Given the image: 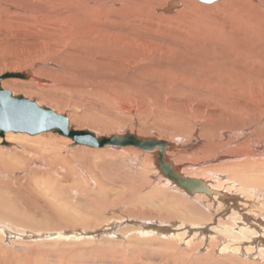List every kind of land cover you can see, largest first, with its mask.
Wrapping results in <instances>:
<instances>
[{"label": "rangeland", "instance_id": "rangeland-1", "mask_svg": "<svg viewBox=\"0 0 264 264\" xmlns=\"http://www.w3.org/2000/svg\"><path fill=\"white\" fill-rule=\"evenodd\" d=\"M1 2L4 4L0 1V5ZM9 2L10 10L3 11V5L0 8V76L32 71L58 83L68 78L79 88L30 83L25 87L7 85L4 89L68 116L70 126L74 120L75 126L71 128L93 132L89 123L96 121L107 125V131L99 133V137L130 132L166 142L181 141V146H186L199 139L206 141L210 137L205 133L209 125H232L243 105L264 102L261 91L240 90L236 86L214 88L199 76L186 79L174 76L175 70H157L160 63L172 60L170 49H180L196 56L189 60L184 54L186 62L213 65L228 72L245 69L264 77V60L248 63L243 59L240 65L236 63L251 45L221 31L220 23H211L214 16L203 9L191 7L193 12L180 13L184 3L181 9L166 14L163 11L168 6L166 0L151 4L150 0H62L58 7H52L48 0ZM12 3L21 7L12 10ZM229 5L230 2L226 8ZM198 21H203L206 27L198 26ZM195 24L198 31L203 32L208 26L215 29L211 27V36L205 38L200 48L191 44L199 38L197 32L192 33ZM112 33H119L120 39L109 37ZM233 34L242 36L240 32ZM88 44L95 48L93 52L87 48ZM71 48L81 49L79 57L83 59L106 62L96 69L92 66L97 65L94 60L87 64L85 71L98 79L96 85L60 76L45 65L65 62ZM91 52L94 58L86 54ZM149 59L158 65L148 64ZM36 63L42 65L37 68ZM223 63L234 67H221ZM129 67L136 79L145 78V86L117 83ZM66 104L73 106V118L65 110ZM174 110H178L179 120L191 118L178 115L181 110L192 114L193 119H184L178 125L170 115ZM195 126L197 137L190 136L187 140L185 136L189 135V129L194 133ZM52 135L53 141L43 134L6 133L0 138L13 146L24 144L37 149L0 154V264H264V243H259L264 238L262 234L252 235L254 241L251 237L241 251L234 247L229 249L232 252L224 250L223 237L213 234L211 229L229 216H220L211 204L207 207L205 196L202 199L189 196L176 186L153 164L156 155L134 147L98 149L75 144L58 133ZM55 142L56 145H51ZM193 151L183 152L181 160L187 163L201 157L191 154ZM167 160L174 165L171 158ZM203 168L221 169L213 164ZM263 175L264 170H259L253 176ZM194 223L201 224L194 227ZM145 226L153 228L154 233ZM204 227L210 228L209 233ZM174 232L179 239L171 236Z\"/></svg>", "mask_w": 264, "mask_h": 264}, {"label": "bare ground", "instance_id": "bare-ground-1", "mask_svg": "<svg viewBox=\"0 0 264 264\" xmlns=\"http://www.w3.org/2000/svg\"><path fill=\"white\" fill-rule=\"evenodd\" d=\"M0 1H4V4H2L3 2H1V5H3L4 7L1 8V5H0V8L3 9V11L4 10L7 11V8L9 9L7 5L10 4L9 2L10 0L8 1L0 0ZM48 1L52 7H58L62 0H48ZM193 1L199 2L198 0L196 1L195 0H166L167 4L165 6L167 5L168 6L164 8L163 11L166 14H170L172 10L180 8V6L183 5L184 3H185L184 4L185 8L182 9V11L180 10L181 9L180 8L179 9L180 13L186 14V12H183V11L185 10L191 11L192 8L203 9L204 12L206 11L208 12V14L214 16L213 18L215 19L211 20L210 21L211 23H215V22L216 23L218 22L217 24L220 23V25L222 26L221 31L225 33L227 32L234 37L240 38L243 41L251 45V49L243 53V56H242L243 58L236 59V63L238 65L241 64L243 59L247 60L248 63H256V61L264 60V0H217L214 3H212V5L210 6L207 5L209 3H202V2H199V4L201 5L199 4L197 5ZM156 2L157 0H150V4L156 3ZM229 2H230V5L226 8L225 5L228 4ZM44 3L43 5L42 4L40 5L44 6ZM45 5L48 6V4H45ZM202 5H206V6H202ZM51 6H50V10H52ZM211 6L215 7L216 9H219L221 14H216L213 11ZM10 7H12L11 9L13 10V9L20 8L21 6L16 5L15 3H12ZM37 9L43 12V10L39 9V7ZM179 10L177 13H179ZM28 11L30 12V10ZM21 15L23 16V14ZM196 15H198V13H196ZM49 17H51L50 13H49ZM41 18H42V15H41ZM44 19H47V18L45 17ZM203 21L202 22L198 21V23L200 22L198 26L204 25V27H206L205 26L206 24H204ZM194 26L192 27V33L197 32V35L199 36V38L196 39L194 42H191V44H193V46L197 48H200L202 45L205 44V38L211 36L210 31H212L214 27L208 26V28L206 29L204 28L205 30H203L202 32L201 29L199 31L197 30L198 27H196V24ZM199 32L202 34L201 36L199 35ZM233 32H240L242 36L241 37L235 36ZM82 33H85V32H82ZM109 37L115 40H119L120 34L112 33V34H109ZM217 37H221V36L217 34ZM87 48H90L92 52L93 50H95V48L92 47L90 44L87 45ZM152 49L159 50L162 48L152 47ZM80 51L81 49L71 48L68 51V53H66L65 59L66 58L67 59L65 62L52 63L53 62L52 61L51 63H48V64H46L45 62L43 63H45V65H47L49 68H51L54 72H56L60 76L69 77L71 79L82 80L83 84H90L92 86L96 85V81L98 79L94 77L93 75H91L90 73L86 72L85 71L86 67L90 65L92 60H94L93 64L95 63L97 64L96 66L91 64L93 68L95 69L100 68L106 62L102 60H96L94 56L92 55V52L86 53V54L87 55L90 54L92 58L94 59H91L89 56L88 58L91 59L90 61H88V59L87 60L83 59L81 58V56L79 57V55L81 54ZM169 52L172 56L171 61L166 60L158 65L157 61L149 59L148 64L153 65V66L158 65L157 70L159 72H167V71L173 72V70H175L177 72L173 74L174 76H183L186 79H192L194 77L199 76L203 78L204 80H206L210 85L215 86L214 88H223L225 86H236L240 90H250L253 92H259V91L264 92V77L263 76L254 75L253 73L245 69H236L234 72H228L224 69H217L213 65H205V64L201 65L196 62H186L184 58L185 56L184 54L188 55L189 60L195 59L196 56L195 57L190 56L185 50L170 49ZM84 57H85V54H84ZM171 62H175V63H171ZM41 65L42 64H37V68L40 67ZM221 67L226 68V67H234V66L223 63L221 64ZM29 72L26 71V73H28L31 76V78H28L27 80H23V81H27V83L25 82L17 83L15 80L10 79L11 81H8L5 83L2 82L3 83L1 84L2 88L4 89V87L7 85L25 87L30 83H35L38 85L40 84V86H43V87H50L54 83V86L59 84L61 89L62 88L72 89L70 85H75L76 86L75 89L79 88V86L74 81H70V79L68 78H62V80L60 81L62 83H58L54 80L41 78L40 76L36 75L35 72L34 73H32V71H29ZM131 72H133V68L129 67L126 75L120 80H117V83L121 86H127V87L145 86V82H144L145 78L141 77L139 79H136V75L130 74ZM16 80L21 81V79H16ZM30 91H33V89ZM32 96L34 95L32 94ZM38 99L41 100L40 97H38ZM41 104H43V102ZM248 104H251V107H248ZM248 104L243 105L240 108V110L236 113L235 122L232 125L226 126V125L212 124V125H209V127L207 126L205 129V133H207L208 136H210L208 137V139L213 137L211 140L206 139V141H204V140L199 139L197 140V143L188 144L186 146L185 145L181 146V141L180 142L178 141V143H173L171 141H168V143L172 145L175 144L177 148L176 147H172V149L168 148L167 150H170V151L166 152V157H165L166 162L168 161L167 159L170 160V158L173 160V164H174L173 168L177 169L180 172V174L184 176L185 178H192V179H197V180H201L205 182L208 188L213 191V193L209 195L210 197L205 194H197L196 197H201L202 199V196H205V201L209 202L208 205L206 204L207 207L211 204V206L215 209L216 213H218L219 215L222 214L225 217L226 215L229 216L228 218H226L227 220L225 221L218 220L219 221L218 226L213 227L211 229V232L213 234L217 236L220 235L223 237L222 240L224 243L222 242V244H224L223 245L224 250L226 249L229 250L230 248H233V247L235 248V250H240L241 246L243 247V245L248 243V240H250L252 235H256L257 237V235L262 234V237H264V175L259 176V177L253 176L257 171L264 170V147L260 146L264 144V102H256V103H248ZM39 106L41 105L39 104ZM57 109L60 111L62 110L59 107H57ZM65 110L67 111L68 115L73 118L74 116L73 106L70 104L68 105L66 104ZM177 111L178 110H174L170 115L173 116L174 123L181 125L184 123L185 121L184 119L186 118L183 119L182 117L181 120L177 119ZM179 114L189 115L191 118H188V119H193L192 114H188L182 110L179 111L178 115ZM208 124L209 123H207V125ZM69 126H70V122H69ZM71 126L73 127L75 126L74 120L71 121ZM247 126H251V127L246 128ZM89 127H91L94 130L93 133L96 135V137H99V133H103L107 131V128H106L107 125H105L104 123L96 122V121L89 123ZM71 129H74L76 131L79 130L75 128H71ZM79 131H83V130H79ZM243 131H248L249 133H244ZM197 132H198L197 126H195L194 133L189 129V135L185 136L186 139L189 140L190 136L197 137ZM191 133L193 135H191ZM43 135L48 136L50 141L54 140V136L50 132L43 133ZM29 142L33 143L34 141H29ZM0 143H2V146L0 147V154L12 155V154H18L24 151H36L37 150L35 147L31 145L27 146L24 144H16L15 146H13L12 143H8L6 140L2 141L1 139H0ZM7 144L9 145L7 146ZM56 144L57 142L51 145H56ZM3 146H6V147H3ZM11 146L13 147L9 148ZM120 148H133V147L122 146ZM252 148H254V150ZM118 150H121V149H118ZM185 151L186 152L193 151L191 154L201 155V157H199L196 160H192V161H188L189 160L188 159L187 160L188 162L185 163L186 162L185 160H181ZM188 155L189 154H186V156ZM154 163L156 164V160L153 162V164ZM208 164H213L217 167H220L221 169L220 171H214V169L213 171H209V170L204 169L203 166L208 165ZM194 224H195L194 227H197L201 223L200 224L194 223ZM145 228H149V226H145ZM177 228L179 229V227ZM200 228H199V231H200ZM204 229L207 233H209L208 230L210 228L208 229V227L206 228L204 227ZM152 230L153 228L150 229L151 233H154L152 232ZM150 231L144 230L143 232L150 233ZM77 235H80V234H77ZM171 236L174 237L175 239H179V235L175 234V232L174 234H171ZM57 237H61V236L58 234ZM69 237H73V235ZM214 238L215 237H211L210 239L214 240ZM259 243L261 244L264 243V238L260 239ZM252 246H254V244ZM244 247L246 248V246Z\"/></svg>", "mask_w": 264, "mask_h": 264}, {"label": "water", "instance_id": "water-1", "mask_svg": "<svg viewBox=\"0 0 264 264\" xmlns=\"http://www.w3.org/2000/svg\"><path fill=\"white\" fill-rule=\"evenodd\" d=\"M202 3H214L217 0H198ZM31 76L26 72H8L0 76V138L6 133L28 134L36 136L43 133H58L71 138L75 144H82L94 148L134 147L143 152L156 155V165L165 175L175 182L176 186L186 191L189 196L213 193L207 184L201 180L185 178L170 161H165L168 148L176 147L164 140L157 138H144L130 132L112 135L110 137H96L90 130H74L69 126L66 115L54 110L41 107L23 96H14L10 91L2 88L6 79L27 80ZM9 144H7L8 146ZM177 148V147H176ZM175 148V149H176ZM210 197V196H209Z\"/></svg>", "mask_w": 264, "mask_h": 264}]
</instances>
